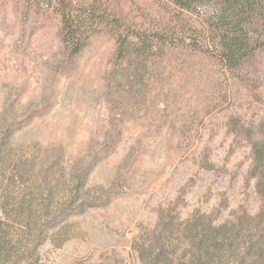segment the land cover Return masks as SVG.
I'll use <instances>...</instances> for the list:
<instances>
[{
	"label": "rangeland",
	"instance_id": "1",
	"mask_svg": "<svg viewBox=\"0 0 264 264\" xmlns=\"http://www.w3.org/2000/svg\"><path fill=\"white\" fill-rule=\"evenodd\" d=\"M44 1L0 0V198L11 176L79 175L96 202L54 225L42 263L149 264L161 231L184 257L200 213L248 227L264 205V55L231 71L172 0H90L158 38L119 58L102 29L70 60Z\"/></svg>",
	"mask_w": 264,
	"mask_h": 264
},
{
	"label": "trees",
	"instance_id": "2",
	"mask_svg": "<svg viewBox=\"0 0 264 264\" xmlns=\"http://www.w3.org/2000/svg\"><path fill=\"white\" fill-rule=\"evenodd\" d=\"M28 1L33 5L45 2ZM172 2L203 20L220 49L218 58L231 71L255 70L264 55V0ZM45 4L60 21L63 48L70 60H74L89 39L102 29L116 34L119 58L127 48L139 44L152 50L158 38V34L142 31L137 26L125 33L127 27L123 29L121 19L98 1L47 0ZM25 176H11L0 198V264H43L40 248L54 225L79 212L78 208L83 211L96 202L90 192H83L82 176L76 177L72 187H66L61 181L53 185L50 178L41 175L32 179ZM244 221L241 216L217 224L211 216L200 213L180 231L178 239L188 248L184 257H178L173 251L175 234L166 236L165 231H161L153 234L150 243H144L147 255L143 254V259L149 260V264H264V205L249 216L248 227H243ZM187 254L190 256L186 262Z\"/></svg>",
	"mask_w": 264,
	"mask_h": 264
}]
</instances>
